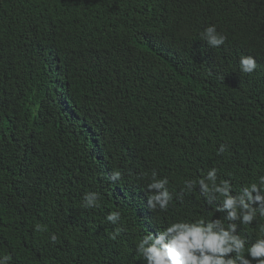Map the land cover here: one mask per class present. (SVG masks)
<instances>
[{
  "label": "trees",
  "instance_id": "obj_1",
  "mask_svg": "<svg viewBox=\"0 0 264 264\" xmlns=\"http://www.w3.org/2000/svg\"><path fill=\"white\" fill-rule=\"evenodd\" d=\"M211 24L227 37L219 48L201 40ZM242 55L257 59L253 73ZM212 168L232 195L264 175V0H0L11 264H146L139 240L177 221L235 223L246 247L264 238L259 213L229 221L219 194L185 191ZM153 172L169 180L165 211L147 206ZM88 192L98 206H83Z\"/></svg>",
  "mask_w": 264,
  "mask_h": 264
},
{
  "label": "clouds",
  "instance_id": "obj_2",
  "mask_svg": "<svg viewBox=\"0 0 264 264\" xmlns=\"http://www.w3.org/2000/svg\"><path fill=\"white\" fill-rule=\"evenodd\" d=\"M227 37L217 31L214 24L207 26L201 33V40L211 48L221 47ZM240 72L253 73L257 67V59L251 55H242L239 60ZM225 146L221 145L219 152L223 153ZM217 170L212 168L199 180L185 181V191L191 192L196 185L206 196L209 193L219 194L222 204L216 206V211L226 212L229 221L240 220L242 224H251L259 213L264 216V175L258 178V183L244 187L239 195H232V186L228 180L217 183ZM121 173L113 172L111 179L119 180ZM152 173V182L148 190L152 194L147 198L150 211L167 210L173 200L167 185V177L156 178ZM99 194L88 192L84 196V207L98 206ZM253 205H256L254 207ZM120 212H111L106 219L115 224L120 220ZM39 232H46L47 227L41 224L35 226ZM119 229L112 235L115 239ZM264 231V229H262ZM55 243L57 236L50 235ZM248 241L237 234V225L230 223L227 227L219 219L205 223L204 220L195 222L177 221L171 223L163 231L151 232L139 240L137 251L146 264H264V238H258L250 246ZM246 253V255H245ZM234 254V255H233ZM10 253H0V264H11Z\"/></svg>",
  "mask_w": 264,
  "mask_h": 264
}]
</instances>
